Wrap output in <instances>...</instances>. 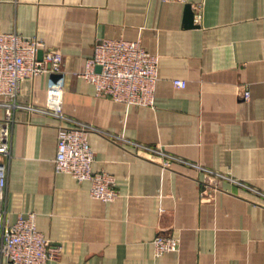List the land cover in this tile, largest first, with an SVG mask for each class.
Returning <instances> with one entry per match:
<instances>
[{"label": "crops", "instance_id": "0c3cea01", "mask_svg": "<svg viewBox=\"0 0 264 264\" xmlns=\"http://www.w3.org/2000/svg\"><path fill=\"white\" fill-rule=\"evenodd\" d=\"M187 4L203 5L193 27ZM0 32L64 57L60 79L22 84L6 191L9 221L37 213L60 248L50 264H264V0H0ZM101 39L160 56L155 108L98 97L75 75ZM6 109L0 96V120ZM61 124L94 129L93 168L116 178L115 201L55 171ZM158 234L179 249L156 255Z\"/></svg>", "mask_w": 264, "mask_h": 264}, {"label": "built area", "instance_id": "2783aa9c", "mask_svg": "<svg viewBox=\"0 0 264 264\" xmlns=\"http://www.w3.org/2000/svg\"><path fill=\"white\" fill-rule=\"evenodd\" d=\"M202 8V4L195 8L194 21L197 23L202 19ZM40 51H43L42 59H39ZM159 62L160 56L148 52L140 41L101 39L96 42L92 57L86 61L85 70L75 75L92 83L98 97L136 107L155 108ZM63 63V54L47 47L41 39L0 32V96L5 99L7 107L6 117L0 120V264H50L60 254V248L54 247L38 230L37 213L22 212L14 223L9 221L6 191L16 121L14 108L22 84L41 75L64 74ZM97 67L101 70L98 71ZM173 83L180 88L187 85L182 79H175ZM53 88L62 91L61 85ZM243 98L250 99L249 90L244 91ZM92 130L87 125L58 126L55 171L70 174L79 183L89 182L91 197L110 203L120 197V192L112 174L94 171L96 153L88 140ZM164 164L169 166V162ZM153 245L156 255L160 256L177 251L179 240L158 234Z\"/></svg>", "mask_w": 264, "mask_h": 264}, {"label": "water", "instance_id": "95a60500", "mask_svg": "<svg viewBox=\"0 0 264 264\" xmlns=\"http://www.w3.org/2000/svg\"><path fill=\"white\" fill-rule=\"evenodd\" d=\"M185 24L186 26L193 27L194 25V11L192 9L191 4H187L185 8ZM43 56V51L39 52V59H42ZM97 70L100 71L101 67H97ZM54 75L55 79H60V76L57 74H52Z\"/></svg>", "mask_w": 264, "mask_h": 264}]
</instances>
